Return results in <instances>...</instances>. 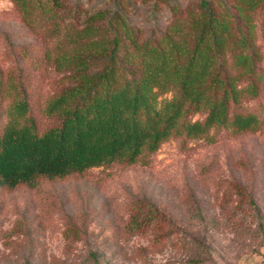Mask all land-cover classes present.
<instances>
[{
	"label": "rangeland",
	"instance_id": "rangeland-1",
	"mask_svg": "<svg viewBox=\"0 0 264 264\" xmlns=\"http://www.w3.org/2000/svg\"><path fill=\"white\" fill-rule=\"evenodd\" d=\"M198 1L33 0L28 23L12 0H0L2 76L20 75L41 129L56 121L40 113L44 98L69 82L51 59L66 32L91 23L119 36L123 65L124 51H132L124 29L138 41L156 36L174 11L183 17ZM252 20L261 67L264 2ZM241 106L261 117V91ZM0 264H264V123L175 134L130 164L92 166L35 186L0 185Z\"/></svg>",
	"mask_w": 264,
	"mask_h": 264
},
{
	"label": "trees",
	"instance_id": "trees-1",
	"mask_svg": "<svg viewBox=\"0 0 264 264\" xmlns=\"http://www.w3.org/2000/svg\"><path fill=\"white\" fill-rule=\"evenodd\" d=\"M12 1L30 23L33 0ZM263 2L199 0L196 10L183 17L174 11L163 31L141 41L126 28L133 52L124 51L123 65H117L119 36L91 23L66 32L51 59L69 82L44 98L40 113L56 121L41 129L20 75L3 77L0 70V185L35 186L92 166L130 164L175 134L197 137L211 127L239 132L264 123V108L259 117L241 106L245 96L264 97V52L260 67L252 20ZM194 111L202 117L186 118Z\"/></svg>",
	"mask_w": 264,
	"mask_h": 264
}]
</instances>
